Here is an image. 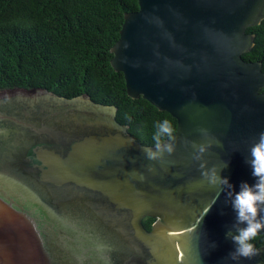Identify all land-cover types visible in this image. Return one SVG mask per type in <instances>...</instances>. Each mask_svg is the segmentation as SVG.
<instances>
[{"label": "water", "instance_id": "obj_1", "mask_svg": "<svg viewBox=\"0 0 264 264\" xmlns=\"http://www.w3.org/2000/svg\"><path fill=\"white\" fill-rule=\"evenodd\" d=\"M137 1L110 63L129 97L176 119L175 152L147 160L155 143L88 96L0 93V264H264V246L228 258L235 213L185 143L211 141L206 167L233 191L255 182L246 161L264 131V70L241 55L264 0Z\"/></svg>", "mask_w": 264, "mask_h": 264}, {"label": "trees", "instance_id": "obj_2", "mask_svg": "<svg viewBox=\"0 0 264 264\" xmlns=\"http://www.w3.org/2000/svg\"><path fill=\"white\" fill-rule=\"evenodd\" d=\"M137 8V0H0V93L88 96L114 106L117 120L147 144L155 143L157 121L168 119L176 130L168 112L128 96L123 73L110 63L124 13ZM249 30L254 45L241 56L264 70V19ZM153 220L143 219L148 226ZM251 242L264 246V235Z\"/></svg>", "mask_w": 264, "mask_h": 264}, {"label": "clouds", "instance_id": "obj_3", "mask_svg": "<svg viewBox=\"0 0 264 264\" xmlns=\"http://www.w3.org/2000/svg\"><path fill=\"white\" fill-rule=\"evenodd\" d=\"M154 127L156 129L152 137L155 142L154 148H144L143 151L147 160L160 161L164 159L165 153L171 156L175 152L176 130L168 119L157 121ZM199 131L204 137H208L206 129ZM185 143H191L194 149L192 159L200 162L203 180L211 186L218 187L221 192H225L226 203H230L235 213L232 224L234 230H229L225 234V238H230L234 244V249L227 255L228 258L235 262H239L241 258L252 260L258 255V250L251 241L264 232V131L258 134V139L252 144L250 158L246 161L251 166V174L255 177V182L252 185L242 182L238 192L232 190L233 185L229 183L227 177H221L222 169L215 165L206 167L207 162L203 160V155L212 146L211 141L201 144L189 141ZM216 143L219 146V141ZM226 167L227 163L224 168ZM212 247H216L215 242L212 243Z\"/></svg>", "mask_w": 264, "mask_h": 264}]
</instances>
